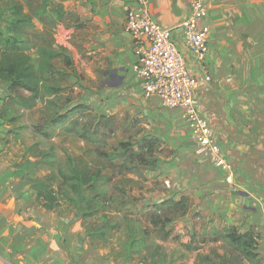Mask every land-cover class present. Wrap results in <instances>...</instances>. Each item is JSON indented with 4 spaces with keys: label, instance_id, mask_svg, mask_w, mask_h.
Segmentation results:
<instances>
[{
    "label": "crops",
    "instance_id": "crops-1",
    "mask_svg": "<svg viewBox=\"0 0 264 264\" xmlns=\"http://www.w3.org/2000/svg\"><path fill=\"white\" fill-rule=\"evenodd\" d=\"M146 1L155 21L175 28L173 39L197 81L200 113L213 127L221 154L233 170L196 155V140L182 111L163 108L158 98L144 95L133 70L136 44L125 30L128 13L137 9L138 0H58L80 27H71L81 38L73 61L75 66L81 63L91 104L102 100L113 116L126 112L147 120L149 130L173 153L149 175L162 183L163 191L150 193L135 205L189 198L193 213L204 220L215 219L241 233L264 232L263 184V189L250 192L239 184L264 174V0H205L203 23L210 32L203 58L186 48L184 33L177 29L190 14L191 0ZM11 16L10 9L0 11V38ZM88 81L101 84L100 90L89 88ZM69 82L81 81L70 76ZM9 86L0 82V264H137L134 258L112 255L105 241L88 232V220L77 209L64 216L61 207L50 211L40 205L31 184L16 175L1 153L13 128L8 103L15 95ZM238 110L245 119L239 121ZM247 117L252 125L247 126ZM260 257L264 260V246Z\"/></svg>",
    "mask_w": 264,
    "mask_h": 264
},
{
    "label": "rangeland",
    "instance_id": "rangeland-1",
    "mask_svg": "<svg viewBox=\"0 0 264 264\" xmlns=\"http://www.w3.org/2000/svg\"><path fill=\"white\" fill-rule=\"evenodd\" d=\"M15 0H0V11L9 9L8 5ZM24 4H31L33 8L32 14H34L35 26L30 28V34L35 32H43L46 29L45 21L43 20L42 13L50 11L55 8V4L58 0H20ZM29 2V3H28ZM59 4V3H58ZM27 7V6H26ZM28 11V9L26 10ZM77 19L66 16L63 23L54 30L55 34V46L56 48L64 47L67 50L68 55L74 60L77 58V44L80 41V35L74 31L72 33L71 27L79 29ZM79 37V38H77ZM83 37V36H82ZM35 41V40H34ZM38 42V41H37ZM41 45L38 43L37 46ZM80 49V45L78 46ZM32 62L37 69L40 66V54L37 47L30 50ZM75 66V65H74ZM77 67V68H76ZM74 72L71 76H74L78 81L76 84H71L69 78L63 85L64 89L58 95H52L46 91H41L39 96H34L25 91H16L12 101L8 103V119L13 128L4 139V149L1 151L2 155L8 159V161L14 166L16 175L24 177L29 180H44L49 183L54 190L61 192V211L62 215H67L71 208L78 207L80 210V198L75 193L74 188L71 186L70 179L68 177L73 176V168L77 164L79 158H81L91 148L86 142L79 140L75 135L65 132L63 125L61 127H53L48 124V120L51 117H56L67 113L73 107L77 106L80 102L89 103L88 109L79 111L74 114V118H79L81 123L95 122L104 123V119L114 117V121L111 122L112 134L110 136V143H116L117 140L128 142L134 150H139L143 146L144 141L148 139H156L157 137L149 130L148 122L145 119H136L128 113H119L115 116L106 112V107H103V101L98 100L93 104L90 102L89 96L85 94L87 85L86 78H84L83 68L81 63L77 64ZM86 76V75H85ZM83 81V82H82ZM89 88L97 89L101 88V84L88 81ZM88 88V89H89ZM86 96V97H85ZM80 105V104H79ZM239 121L245 119L241 114V110H238ZM248 125L250 124V118H246ZM40 130V131H38ZM245 130V129H244ZM250 131H253L252 129ZM239 133H243V128H239ZM44 134H47L44 135ZM159 141V148L157 155L161 161L164 159L167 161L173 155L171 149H168L164 143ZM164 161V162H165ZM258 166L254 164V168ZM264 169V165L261 166ZM153 171H147L144 173V177L134 176L131 178L137 180L135 183H129L122 185V180L115 179L111 183H105L104 190L113 194L117 199H122V194L115 190V185L119 184V188L124 187L127 190L131 200L138 198L148 199V194L153 192L163 191L162 183H159L155 177H150ZM243 175H246V170L243 171ZM148 176V177H147ZM128 178V176H127ZM146 178V180H145ZM264 174H259L257 178L243 179L239 182L243 191H249L253 189H263ZM263 184V186H262ZM121 190V189H120ZM85 195H88L89 191H84ZM152 204V200L150 201ZM76 204V205H75ZM85 206V205H81ZM139 207V206H137ZM182 208L175 209L174 207H164L158 213L161 219H172V223L167 227L168 230L172 229V235L168 240H163V235L158 234V229L154 226L146 225L149 228L150 234L146 239V245L138 249V252L131 256L129 254L132 247L128 246V243L134 236L135 239H141L142 235L138 232L135 236L130 230V224L123 217V213L119 214L114 212L111 208L107 209L106 215L98 214L95 217L88 218L89 231L93 229V234L96 240L105 241L113 250L114 256L124 257L129 259H136L137 264L145 262L142 258L147 257V264H171L172 260H176L175 264H196L198 255H208L213 250L219 256L228 257L231 259H238V254L233 253V250L223 239V234L230 227H222L219 223L215 222V219L210 218L204 220L197 213H193V210L186 215H181ZM133 215L130 216V220L135 227H140L139 214L134 206L132 209ZM106 229V235L101 236L97 231L98 229ZM95 228V229H94ZM240 231V228H237ZM97 230V231H95ZM264 232L257 234L256 253L260 255L263 251ZM197 235V239L193 242V235ZM192 243L193 247H200L199 252H187L184 250L182 244ZM132 257V258H131ZM242 259V258H241ZM239 264H252L248 261H242ZM264 264V260L261 263Z\"/></svg>",
    "mask_w": 264,
    "mask_h": 264
},
{
    "label": "trees",
    "instance_id": "trees-1",
    "mask_svg": "<svg viewBox=\"0 0 264 264\" xmlns=\"http://www.w3.org/2000/svg\"><path fill=\"white\" fill-rule=\"evenodd\" d=\"M46 7L44 8L45 12L43 11L41 15L45 21L46 29L43 32L37 31L31 35L29 29L35 26V16L32 14L31 4H24L20 0H15L8 5L12 16L6 34H3L0 38V82L8 83L12 94H16V91L19 90L37 97L44 90L52 95H58L62 92L63 85L75 70L74 61L68 55L67 50L64 47L56 48L55 46L54 30L63 23L68 15H66L63 6L60 4L56 3L55 8H52L49 12H46ZM27 9L28 11H26ZM38 43H41V45L37 46ZM36 47L40 54V66L37 69L29 53L31 49ZM87 109L86 104H80L67 113L51 117L48 120L49 125L53 127L63 125L65 132L75 135L79 140L91 146L74 166L73 176L68 177L71 186L80 198V205L75 204L80 206V210L78 207L74 208L86 220L98 214L106 215L109 208L119 214L123 213V217L130 224L131 232L135 236L138 232L142 235L140 240L135 239L133 236L128 243V246L133 248L129 252L131 256L138 252L140 246L144 247L146 245V239L151 231L146 225L154 226L158 229V234L163 235L162 239L168 240L172 235V229L168 230L167 227L172 223V219L163 220L158 213L162 208L170 206L175 209L182 208L181 215H186L191 212L193 207V203L189 198H183L180 201L166 200L159 204L138 208L135 205V200H131L128 194L132 190H127L124 187L119 188V184L115 185V190L122 194L120 200L104 190L105 183H111L115 179H124L119 183L126 186V184L137 182V180L131 178L132 175L144 177V173L147 171H157L160 166L157 155L158 138L145 140L143 146L137 151L125 141L117 140L116 143L111 144L109 138L112 134L113 126L111 122L114 121V117L105 118L104 123L97 124L94 121L83 124L79 118L70 120L75 113ZM44 135L47 136V134ZM160 142L162 143L161 140ZM26 180L37 193V201L40 205L50 211L58 210L62 206L61 192L54 190L49 183L44 180H29L27 178ZM84 191H89L88 195H85ZM139 199H136V202ZM134 206L140 218L139 228L128 220L133 215L132 209ZM89 229L88 232L92 235L93 229L91 228L90 231ZM106 229L103 227V229L95 231L103 236L107 233ZM222 237L233 250V253L238 254V259L229 260L228 257L219 256L213 250L208 255H198L196 264H239L242 261L256 264L262 262V257L256 253L258 237L253 230L241 233L236 227H230ZM196 239L197 235L194 234L192 241L194 242ZM182 245L187 252H199L201 249L198 246L192 248V243ZM129 258L130 256H127L125 259ZM142 260L145 262L144 264H147V257L142 258ZM175 261L172 260L171 264H175ZM142 263L139 261V264Z\"/></svg>",
    "mask_w": 264,
    "mask_h": 264
},
{
    "label": "built area",
    "instance_id": "built-area-1",
    "mask_svg": "<svg viewBox=\"0 0 264 264\" xmlns=\"http://www.w3.org/2000/svg\"><path fill=\"white\" fill-rule=\"evenodd\" d=\"M205 10V0H191L188 18L177 27L184 33L186 48L201 58L209 50L210 28L203 23ZM125 30L136 44L137 59L133 70L144 95L158 98L163 108L181 110L196 140L194 153L231 172L233 166L222 156L213 127L200 113V102L195 93L197 81L173 39L175 28L164 27L155 21L147 1L138 0L137 9L128 13Z\"/></svg>",
    "mask_w": 264,
    "mask_h": 264
}]
</instances>
